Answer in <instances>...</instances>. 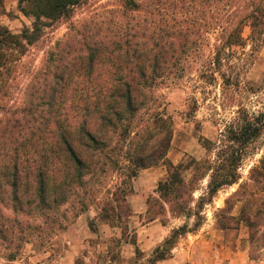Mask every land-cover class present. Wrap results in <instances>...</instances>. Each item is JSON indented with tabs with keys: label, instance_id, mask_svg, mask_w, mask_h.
<instances>
[{
	"label": "trees",
	"instance_id": "1",
	"mask_svg": "<svg viewBox=\"0 0 264 264\" xmlns=\"http://www.w3.org/2000/svg\"><path fill=\"white\" fill-rule=\"evenodd\" d=\"M89 1L17 0L18 11L33 20L18 34L0 26V104L27 48L53 24L71 22ZM249 21L264 28V0H117L111 9L69 24L42 66L28 73L21 102L7 109L0 105V248L34 236L50 242L98 199V189L89 183L94 176L126 163L122 169L131 181L140 169L162 161L172 129L165 113L148 108L155 90L182 77L199 37L203 46L210 45L207 64L216 68L225 49L243 44L238 25ZM263 129L264 114L245 116L241 125L227 129L228 166L238 168ZM237 181L234 172L212 181L210 200ZM177 182L174 172L157 189L167 193ZM126 187L101 201L103 221L120 222L122 208L129 211ZM24 232L23 240L18 238ZM187 232L173 230L148 263L170 258Z\"/></svg>",
	"mask_w": 264,
	"mask_h": 264
},
{
	"label": "rangeland",
	"instance_id": "2",
	"mask_svg": "<svg viewBox=\"0 0 264 264\" xmlns=\"http://www.w3.org/2000/svg\"><path fill=\"white\" fill-rule=\"evenodd\" d=\"M116 1L91 0L77 8L71 22L59 21L45 29L41 39L17 61L7 82V96L0 105L7 109L21 102L28 73L42 66L46 51L69 32V24L101 13L105 7L111 9ZM18 15L22 27L17 32L30 27L33 20ZM241 30L243 44L230 51L225 49L216 68L207 64L210 45L207 47L205 42L203 46L199 37L197 54L186 64L182 77L155 90L148 108L165 113L172 129L170 146L162 161L140 169L131 181H127L122 169L126 163L114 172L94 176L89 183L98 189V199L86 212L72 219L48 243L34 236L30 242H16L8 250L0 248V264H149L154 250L163 249L172 231L182 227L190 232L177 239L173 252L185 256L191 248L194 263H212L215 246L222 258L238 250L253 260H263L264 129L247 146L238 168L228 166L225 155L229 145L227 129L241 125L245 116L264 114V28L249 21L238 25ZM208 38L210 44L215 43V34ZM1 114L0 111V118ZM147 170H161L169 181L175 172L178 182L169 186L167 193L164 189L160 192L157 184L145 182L142 189L149 191L143 204L146 212L139 216L132 214L129 196L138 190L137 178ZM233 172L238 181L222 187L210 200V183L220 182ZM124 185L129 191V211L122 208L120 222L103 221L99 215L101 201ZM152 219L161 242L151 251H142L138 247L139 230ZM25 228L21 229L26 232ZM25 232L18 238L23 240ZM9 252L15 257H8Z\"/></svg>",
	"mask_w": 264,
	"mask_h": 264
},
{
	"label": "crops",
	"instance_id": "3",
	"mask_svg": "<svg viewBox=\"0 0 264 264\" xmlns=\"http://www.w3.org/2000/svg\"><path fill=\"white\" fill-rule=\"evenodd\" d=\"M18 12L17 0H2L0 2V26L7 28L13 34H18L20 31L17 32V29L19 26L22 27V18L18 15L20 13ZM164 179L165 177L161 170H147L143 174H140L136 181V185L139 186H136L138 190L129 196L132 214L140 216L146 212L143 208V204H145L149 191L142 189L144 183L147 182L153 186V184L158 185V183ZM155 228H157L155 221H150L139 230L141 232H139L140 239L138 240V247L142 249V251H151L161 242L160 235L159 233H156L157 230H155ZM190 249L185 256H180V252H173L175 251L174 247L171 257L159 261L157 264H207L200 262L194 263V259L192 260L193 256H190ZM217 253L218 250L215 246L214 256L212 257V263L210 264H264V258L263 260L256 261L238 250L231 252L230 256L227 258H222L220 254Z\"/></svg>",
	"mask_w": 264,
	"mask_h": 264
}]
</instances>
